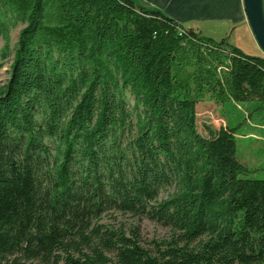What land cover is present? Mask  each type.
<instances>
[{"label":"trees","instance_id":"1","mask_svg":"<svg viewBox=\"0 0 264 264\" xmlns=\"http://www.w3.org/2000/svg\"><path fill=\"white\" fill-rule=\"evenodd\" d=\"M19 24L0 86V264H264V179L233 128L197 122L206 101L260 108L264 57L134 0H0V38ZM111 210L171 238L147 248L101 222Z\"/></svg>","mask_w":264,"mask_h":264},{"label":"rangeland","instance_id":"2","mask_svg":"<svg viewBox=\"0 0 264 264\" xmlns=\"http://www.w3.org/2000/svg\"><path fill=\"white\" fill-rule=\"evenodd\" d=\"M24 26V24H19L11 27L8 34L0 38V86L6 83L9 78L20 31ZM211 29V34L204 36L217 41L227 39L230 46L237 47L248 55L264 56V51L257 42L248 21L235 28L215 27ZM221 33H223L222 36ZM129 101L134 104L131 97ZM260 106L256 109L253 102H229L221 106L216 105L213 101H206L197 106V122L202 131L208 122L219 128H222V124L224 126L228 124L229 127L233 128L237 139L239 159L254 170L250 175L251 177L264 179L262 168L264 166V104ZM249 114L250 117H248ZM258 135L262 138L255 139ZM174 190V187L169 188L162 192L160 197L163 198L168 195V192ZM101 222L115 226L117 229L122 228L130 235L135 232L138 234L141 244L150 249L154 248L156 242L170 239L172 235L171 228L161 223L115 210L105 213ZM110 256L113 258V262L108 264H118L114 256L112 254ZM33 264L40 263L35 261Z\"/></svg>","mask_w":264,"mask_h":264},{"label":"crops","instance_id":"3","mask_svg":"<svg viewBox=\"0 0 264 264\" xmlns=\"http://www.w3.org/2000/svg\"><path fill=\"white\" fill-rule=\"evenodd\" d=\"M144 8L159 9L188 28L202 35L211 28L237 27L247 23L243 0H134ZM226 32V31H224ZM223 32V33H224ZM221 33V36L223 35ZM223 40V39H222ZM264 57V56H260ZM262 138L256 136L255 139Z\"/></svg>","mask_w":264,"mask_h":264},{"label":"water","instance_id":"4","mask_svg":"<svg viewBox=\"0 0 264 264\" xmlns=\"http://www.w3.org/2000/svg\"><path fill=\"white\" fill-rule=\"evenodd\" d=\"M247 19L253 34L264 51V3L263 0H243Z\"/></svg>","mask_w":264,"mask_h":264}]
</instances>
